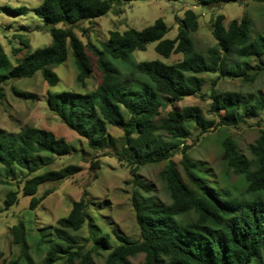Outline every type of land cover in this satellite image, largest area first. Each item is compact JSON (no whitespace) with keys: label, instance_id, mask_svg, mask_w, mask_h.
I'll list each match as a JSON object with an SVG mask.
<instances>
[{"label":"trees","instance_id":"obj_1","mask_svg":"<svg viewBox=\"0 0 264 264\" xmlns=\"http://www.w3.org/2000/svg\"><path fill=\"white\" fill-rule=\"evenodd\" d=\"M133 1L138 0H43L34 13L50 27L51 44L26 53L15 64L0 44V97L2 86L9 80L31 78L37 72L49 86L57 85L59 76L53 68L71 54L79 84L84 85L95 70L100 73L101 83L96 90L85 94L49 93L48 109L84 138L93 151L114 142L110 126L121 129V147L113 153L130 168L133 185L146 193L151 186L141 181L140 168L165 163L160 178L169 194V204H162L152 196L133 194L140 240L117 235L119 244L112 248L110 236L106 234L94 239L93 251H85L74 235L89 219L84 191L80 200L73 203L70 213L57 221L55 240L40 264L60 261L95 264L93 256L103 249L111 250L106 264H132L130 259L140 254L144 255L140 264H264V130H260L249 148L252 159L239 151L233 137L227 136L222 142L227 174L243 177L247 183L241 194L210 182L208 172L191 158L190 146L184 144L191 136V126L204 135L216 127H237L243 115L264 110L262 94L252 101L241 92L220 93L215 88L218 80L229 74L243 84L255 81L257 74L253 72L252 61L264 59V31L250 36V18L244 16L225 26V16L219 14L211 21L216 47L202 53L193 38L200 27L199 18L189 9L179 21L174 39L165 38L169 27L163 18L142 30L111 31L101 47L85 44L74 32L81 21L105 16L114 4ZM197 1L211 7L240 0ZM256 1L264 3V0ZM6 12L18 15L23 10L6 8ZM60 24L65 27H57ZM155 42V51L162 57L182 54L183 59L166 64L159 60L137 62L133 58L135 51H145L148 44ZM20 45L30 48L22 39ZM21 51V48H12L14 56ZM89 53L95 58V64ZM256 67L264 72V63L259 62ZM209 73L218 74L209 93L214 119H207L197 106L165 113L169 105L198 94L203 86L201 76ZM12 91L16 97L29 99L26 92L14 87ZM178 152L182 156L180 166L184 176L172 159ZM69 153L67 141L52 131L26 127L10 133L0 128V164L7 174L14 166L27 172L22 193L31 196V209L51 193L46 191L38 198L36 194L41 185L69 179L82 171L78 165H68L39 173L55 157ZM100 168L98 161L91 163L93 171ZM18 194V191L6 194V210L18 204ZM13 233L24 264H36L27 252L23 228L15 226Z\"/></svg>","mask_w":264,"mask_h":264},{"label":"rangeland","instance_id":"obj_2","mask_svg":"<svg viewBox=\"0 0 264 264\" xmlns=\"http://www.w3.org/2000/svg\"><path fill=\"white\" fill-rule=\"evenodd\" d=\"M43 0H0V44L15 64L26 53L51 44L50 27L39 19L34 9ZM6 8L21 9L22 14H10ZM193 10L199 18V30L193 34L196 48L205 53L216 47V41L211 32L212 18L223 14L225 26L231 21L239 20L244 16L251 19L250 36L264 31V3L256 0H240L226 4H216L206 7L197 0H138L114 4L105 16L94 20H84L74 27L76 35L85 43L97 47L108 41L109 33L117 30L124 32L134 28L142 30L152 25L157 19L163 18L169 27L166 39H174L178 33L179 21L184 17L186 10ZM57 27H65L60 24ZM29 43L30 48L20 45V40ZM155 43L147 45L145 51H135L132 56L137 62L159 60L166 64H174L183 59L182 54H173L164 58L155 51ZM21 48L22 51L14 56L12 48ZM93 64L95 58L91 53ZM264 59L252 61L253 72L257 74L255 81L243 84L239 78L232 75L221 77L216 85L220 93L241 92L252 101L260 94L264 96V72L257 70L258 63ZM53 70L59 76L55 86H49L40 72L31 78L12 79L2 86L0 97V128L10 133H17L26 127H37L52 131L58 137L64 138L70 153L55 157L53 161L40 169L39 173L50 169L59 170L68 165H78L82 168L75 176L60 182H48L41 185L36 196L41 197L46 191L51 193L35 208H30L31 196L22 193V182L28 176L17 166L10 173L5 172L0 164V264H24L20 246L14 242L13 228L21 226L26 235L27 252L36 264H40L46 255L47 248L53 243L54 227L57 221L66 217L75 201L80 200L83 192H87L88 222L83 228L75 232L85 251H93L94 239L109 235L111 247L119 244L117 235L130 240H140V231L135 219V210L132 204L133 194L140 197L152 196L162 204H169L170 197L160 174L165 163L147 164L139 170L143 183L151 186L146 193L133 185L130 168L126 163L118 161L114 150L121 147L123 132L121 129L110 126L109 132L114 142L104 146L99 151L91 150L84 138L69 129L47 106L49 93L60 94L66 91L89 93L97 89L101 83L100 73L95 70L85 81L84 85L77 82V72L72 55ZM218 74H204L202 90L182 101L169 105L165 111L183 109L189 106L199 107L207 119H214L210 112L211 100L209 93L213 80ZM26 92L29 99H22L13 94L12 88ZM165 115V114H164ZM237 127H216L201 135L200 131L191 126V136L184 141L190 146L191 158L208 172L210 182H216L219 188L233 190L241 194L246 188V181L234 173L227 174L222 160V142L227 136L237 142L239 151L248 159H252L250 146L259 137L260 130H264V110L243 115ZM218 123V119H216ZM181 154L173 156L180 173ZM98 161L101 168L98 171L91 169V163ZM200 175H203L199 172ZM9 191H18L19 202L8 210L5 209V197ZM111 250H98L93 256L95 264H106V257ZM132 264L144 261L140 254L130 259ZM56 264H67L60 261ZM74 264H80L79 261Z\"/></svg>","mask_w":264,"mask_h":264}]
</instances>
